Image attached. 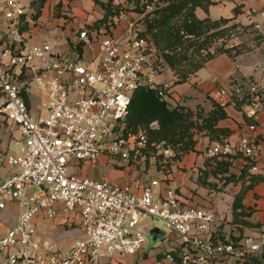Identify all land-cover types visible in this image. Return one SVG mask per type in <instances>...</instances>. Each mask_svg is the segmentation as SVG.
Wrapping results in <instances>:
<instances>
[{
	"label": "built area",
	"instance_id": "built-area-1",
	"mask_svg": "<svg viewBox=\"0 0 264 264\" xmlns=\"http://www.w3.org/2000/svg\"><path fill=\"white\" fill-rule=\"evenodd\" d=\"M32 1L0 0V121L21 133L17 152L5 156L17 171L0 182V209L10 204L19 209L17 223L0 229V252L5 254L0 264H87L103 255H137L145 243L140 227L148 216L165 222L179 241L166 253L170 263L245 264L254 258L264 263V233L214 240L215 213L185 205L171 186L157 191L164 183L160 180L142 185L138 180L133 184L69 173L75 164L95 166L101 154L129 163L147 155L148 136L143 131L124 133L123 120L136 90L153 88L168 100L170 84L157 82L163 54L135 26L121 36L102 39L82 30V40L90 47L98 45L91 61L63 54L47 41L29 44L22 28L33 14ZM235 40L233 35L217 45L229 47ZM34 85L46 93L45 117L31 112L27 98ZM263 95L264 88L251 82L233 84L213 99L222 107L239 104L246 117L253 118L264 105ZM248 106L252 109L246 111ZM150 128L159 129V123L152 122ZM160 149L165 157L174 155L170 148ZM237 150L253 173L264 174V140L242 135ZM230 152L228 144L216 141L207 156L220 158ZM59 203L64 213L80 216L84 234L67 249L36 239L35 219L55 218Z\"/></svg>",
	"mask_w": 264,
	"mask_h": 264
},
{
	"label": "crops",
	"instance_id": "crops-1",
	"mask_svg": "<svg viewBox=\"0 0 264 264\" xmlns=\"http://www.w3.org/2000/svg\"><path fill=\"white\" fill-rule=\"evenodd\" d=\"M101 1L107 3L109 0ZM124 1L127 2L128 0L113 1L114 7L119 10V15L110 17L104 24L95 25L96 22L104 18L105 14L103 7H99V10L94 8L100 5L96 0H33L31 2V14H33L23 26L22 35L24 40L31 45L50 42L48 39H56L57 44L54 46L61 53L69 54L74 58L79 57L82 61H91L94 52L96 53L98 50V45L90 47L82 40L80 38L82 30H87L90 38L99 37L102 39L108 35L117 37L128 33L138 20L145 30L146 25L143 20L145 15L133 10L129 16H126L123 8H121ZM130 4L135 8L133 2ZM217 5L223 6L221 12L215 9ZM236 7L241 9L239 15L234 13ZM38 11L40 12L39 17L34 19ZM195 13L200 19L234 18L236 23L244 27L253 25L248 31L252 28L255 29L254 36L244 32L235 40L236 43H242L246 48L252 50L246 51L236 59L226 53L216 55L202 69L193 74L185 84L174 87L176 77L166 65V72H161L157 77L158 83L167 82L170 84V98H176L177 102L190 107L192 110L200 108L204 111V116H207L214 110L213 96L215 93L229 91L233 84H247L264 80V52L259 47L264 43V0H216L214 4L209 6L208 10L198 7ZM47 19L49 21H46ZM51 25H54L55 28L60 27L54 30L51 29ZM257 25L260 26V29H257ZM258 35L263 36V42L259 45L256 38ZM79 44L83 46L82 54L75 49ZM178 92L180 93L178 94ZM27 99L34 117L39 118L47 115V96L42 89L35 85L32 86ZM225 110L227 117L220 120L217 127L228 130L227 135H220V139L229 145L231 152L224 157L209 158L207 151L218 141L217 138L212 137L205 130L195 131V149L177 160L170 174L166 175L162 171H158L164 175L166 180L157 191L163 192L167 186H171L177 190L185 205L200 206L212 210L216 215L212 233L214 240H239L249 236L256 237L264 233V178L262 176L264 174L253 173L247 169L244 154L237 150L242 135L264 140V109L251 118L255 122L254 125H250L246 121L243 110L238 109L234 104H229ZM18 132L20 141L21 133L19 130ZM11 153L15 152H8L7 154ZM262 158L260 166L264 168V152ZM226 161L231 162L228 171H224V167L221 166ZM122 162L119 166L124 167L117 170V178L94 173L93 179L109 178L114 181H130V183L135 184L138 180L137 174L134 173L135 164L123 160ZM88 165H80L81 168L76 174L92 178ZM184 165L191 170L178 176L176 169ZM16 171L15 167L6 162H0V182ZM230 175L237 179L227 182ZM240 176L241 178L238 179ZM152 180L157 179L153 178ZM238 195H242V207L237 212H243L245 215L236 219L234 203ZM57 207L58 213L55 218L38 216L35 219L36 239L40 244L51 242L60 249H67L75 239L78 237L80 239V216L64 213L62 203L57 204ZM18 215L19 209L15 204L0 209V229L7 230L13 227L17 223ZM151 227L150 225L144 226L148 231ZM166 237L167 233L165 232L164 236L159 239L160 242L163 241L161 248L153 253L142 251L133 256L102 257L97 263L87 264H154L156 261H161L164 264H178L170 263L166 259V253L178 246L179 241L173 231L169 240H166ZM4 258L5 254L0 252V262ZM254 261L259 262L258 264H264L259 258H254L245 264H253ZM219 264L239 263L227 261Z\"/></svg>",
	"mask_w": 264,
	"mask_h": 264
},
{
	"label": "trees",
	"instance_id": "trees-1",
	"mask_svg": "<svg viewBox=\"0 0 264 264\" xmlns=\"http://www.w3.org/2000/svg\"><path fill=\"white\" fill-rule=\"evenodd\" d=\"M114 0L107 3L96 0L104 11V18L96 22L95 25L106 23L110 17L119 15L113 5ZM135 5L134 10L144 14L145 30L142 32L148 35L162 52L164 62L176 77L175 83H185L190 77L202 69L205 64L216 55L226 53L233 59L246 51L242 43L234 42L231 46H218L217 42L223 38L231 39L234 35L238 38L253 25L244 27L236 23L234 18H222L213 20L210 18L200 19L195 11L198 7L208 10L209 6L216 0H157L153 10L147 8L153 0H128ZM159 2H163L162 5ZM235 15L241 13V9H234ZM40 12L34 16L39 17ZM257 44L263 42V36L258 35ZM214 46V52L209 49ZM83 46L77 45L76 51L82 54ZM235 52V53H233ZM239 104L237 108L239 109ZM227 113L225 107L214 103V110L204 116L202 113H194L192 110L183 106L172 107L170 103L159 96L158 90L153 88L141 87L135 91L127 115L123 120L124 133H139L143 131L148 136L149 150L147 156L156 155L161 147L170 148L174 155L165 157L163 153L156 157V166L159 171L168 175L177 160L194 150L196 145L195 131H206L212 137L221 141V134L227 135L228 130L218 128L220 120L225 119ZM159 123V129L150 128L152 122ZM250 125H254V120L246 117ZM222 142V141H221ZM154 144V145H153ZM160 146V147H159ZM229 161L221 164L224 171H228ZM246 168L250 170V165L246 163ZM264 178V175H262ZM241 176L238 178L240 179ZM237 178L230 175L227 182ZM177 191V190H176ZM242 195H238L234 203V215L236 219L244 216L243 212H237L242 206ZM224 240V239H222ZM259 262L254 261L253 264Z\"/></svg>",
	"mask_w": 264,
	"mask_h": 264
},
{
	"label": "rangeland",
	"instance_id": "rangeland-1",
	"mask_svg": "<svg viewBox=\"0 0 264 264\" xmlns=\"http://www.w3.org/2000/svg\"><path fill=\"white\" fill-rule=\"evenodd\" d=\"M154 2L148 6L147 10L148 11H151L153 10V8L155 7V3L157 2V0H153ZM160 5L163 4V2H159ZM123 7V12L125 13V15L129 16L130 13L134 10V6L130 4L129 1L123 3L122 5ZM99 7H102L100 5H97L96 7L94 8H98L99 10ZM223 8V6L221 5H217L216 6V10L217 11H220L221 12V9ZM229 8V7H228ZM95 9V10H96ZM233 15V13H232ZM46 21H49V19H47ZM133 21V20H132ZM134 22V21H133ZM136 24L134 25L136 29L138 30H142V32L144 31L143 30V27L142 25L140 24L141 22L138 20L135 22ZM49 25V24H47ZM46 25V26H47ZM54 25H51V29H59L60 26L58 27H53ZM76 31H79L78 29H76ZM246 34L248 35H253L255 34V29L252 28L250 29L249 31L247 30L246 31ZM50 41L51 44L53 45H56L57 44V40L56 39H48ZM260 49H262V51L264 52V43L263 45L259 46ZM258 47V48H259ZM256 49V48H254ZM209 51L213 52L214 51V46H212ZM163 66L161 67V70L160 72H166L165 70V65L167 66L166 62H163ZM188 82V81H187ZM185 82V83H187ZM185 83H175L174 82V87H176L177 85H182V84H185ZM254 85L258 86V87H263L264 88V80H260V81H255L254 82ZM180 92H178L179 94ZM45 96H46V93H45ZM170 105L172 107H176V106H183L185 108H188L189 110H192L190 107L188 106H185V105H182L180 104V102H177L176 98H169L167 100ZM252 109L250 106H248L246 108V111ZM259 109L260 111L262 109H264V105L262 106H259ZM194 113H202L204 115V111L203 110H200V108H197L196 110H192ZM259 113V112H258ZM20 139V134L18 132V129L17 127H15L14 125L12 124H9L5 121H0V162L2 163H5V156L7 155L8 152H16L18 147H19V141ZM162 149H158V153L156 155H150V156H147V155H142L140 157V159L135 162V172L138 176V181H139V184H142V185H147L148 183L151 182V180L153 178L157 179V180H160L161 182H164V175L162 173H159L157 170V166L155 164L156 162V157L161 154ZM97 164L95 166H93L92 164H89V169H90V176L93 178L94 177V173H98L100 176H104V175H111V176H114V177H118V171L117 170H121L124 166H119L121 165L122 160H119V159H116L112 156H107V155H104V154H101L98 156V160H97ZM80 166L78 164H75V165H72V166H69V173H73V174H76L79 172L80 170ZM189 170L191 169H188V167L186 165L182 166V167H178L176 169V172L178 173V176L181 175V173H187ZM130 182V181H128ZM167 182V181H166ZM165 182V184H166ZM160 189V187H159ZM156 226L162 230H164L166 233H167V237H166V240H169L171 238V235H172V230L171 228H169L167 226V224L163 221H155L154 219H152L151 217H146L145 220H144V223L141 225L140 229L141 231L143 232L144 234V238H145V243H144V246H143V252H148V253H153L157 250H159V248H161L162 246V242H160V240L158 241H154L152 239V237L149 235V231L146 230V228H144V226ZM80 233V238H84V234L83 232L80 230L79 231ZM77 234V233H76ZM79 238V237H78ZM105 252V248L103 247L102 248V253ZM103 257H108L106 255H103ZM110 258V257H108ZM100 259H98L97 262H99Z\"/></svg>",
	"mask_w": 264,
	"mask_h": 264
},
{
	"label": "water",
	"instance_id": "water-1",
	"mask_svg": "<svg viewBox=\"0 0 264 264\" xmlns=\"http://www.w3.org/2000/svg\"><path fill=\"white\" fill-rule=\"evenodd\" d=\"M164 234L165 232L156 226H152L149 229V235L152 237L154 241L161 239L164 236Z\"/></svg>",
	"mask_w": 264,
	"mask_h": 264
}]
</instances>
